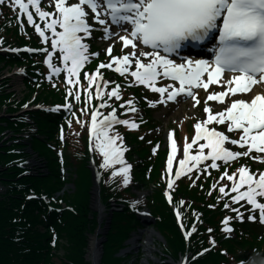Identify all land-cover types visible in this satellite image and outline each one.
I'll return each mask as SVG.
<instances>
[{
  "label": "snow or ice",
  "instance_id": "6c2138e0",
  "mask_svg": "<svg viewBox=\"0 0 264 264\" xmlns=\"http://www.w3.org/2000/svg\"><path fill=\"white\" fill-rule=\"evenodd\" d=\"M47 3L54 5L52 11L43 8L41 0H14L13 6H18L20 13L26 15L27 22L33 25L45 43L51 41L49 47L35 51L45 53V63L52 73L58 75L66 71L68 85H79L87 91L96 83V95L102 97L104 88L112 81L103 80L100 69H112L115 65L117 73L134 77V81H129L130 84H142L160 94V100L149 101L150 104L166 103L182 94L199 104L200 100L193 88L205 90L206 118L194 125L196 131L192 142L185 139L177 177L209 159L211 163L207 166L211 168L220 167L217 160L227 163L240 157L264 162V93H255L249 98H233L237 93L249 92L253 84L264 82V0H47ZM30 7L45 22L44 27L36 22ZM90 21L103 26L98 29L104 34L102 39L115 36L122 42V49L131 47L122 55H112V44H109L106 48L109 62H101L94 72L85 73L86 83L81 85V69L89 56L99 55L88 52L89 45L85 38L90 37L95 28V23ZM113 25L116 26V31H113ZM48 32L51 36L46 34ZM214 37L217 44L213 46L215 56L212 61L190 55L181 56L178 52L185 42H203ZM145 46L150 50H145ZM57 50L59 55L56 59L62 60L63 67L52 62ZM172 54L177 59H172ZM225 71L232 75L224 77ZM165 78L172 83L158 86L157 80ZM211 84H224L227 87L222 91L209 92ZM68 92L72 95L73 89L69 88ZM109 95L119 99L120 85L116 84ZM226 97V106L215 112L207 103L209 100L225 103ZM90 98L91 92H88L85 99ZM75 99H81L79 91L75 92ZM125 103L129 106L128 111H136L132 99ZM106 104L107 101L104 100L100 106ZM64 107L70 108L71 105L65 104ZM98 115V111L92 112L91 127L96 140L94 147L103 154L101 166L121 164L122 167L115 169L113 175L122 173L123 183L127 184L132 165L124 160L125 147L116 143L120 139L119 134H108L112 124L118 121L116 110L113 109L110 115L100 121L97 120ZM118 122L132 128L138 127L134 121L127 119ZM210 124L213 126L209 127ZM215 125H224L227 132L237 133L238 137L227 135L226 131L218 130ZM200 140L204 143H199L198 151L192 154L189 150ZM226 142L245 150H232L226 146ZM205 149L208 151L205 152ZM253 150L256 155L252 154ZM176 151L177 144L173 140L172 155L167 161L168 171L172 170V156ZM188 161L195 163L188 166ZM225 176L232 181L230 190L236 193L230 199L236 203L244 200L250 204L251 208L245 209L248 212L247 219H259L264 223V171L253 172L244 164L231 175L225 171L221 179ZM172 184L173 181L169 179V188ZM212 187H216V184ZM226 187L227 185H223L219 189L224 195H228ZM224 207L231 208V205L225 203ZM243 207L244 205H240L239 208H231L236 213L234 218L245 219L240 211ZM234 218L226 216L222 221L226 232L233 231L229 220Z\"/></svg>",
  "mask_w": 264,
  "mask_h": 264
},
{
  "label": "trees",
  "instance_id": "16d2710c",
  "mask_svg": "<svg viewBox=\"0 0 264 264\" xmlns=\"http://www.w3.org/2000/svg\"><path fill=\"white\" fill-rule=\"evenodd\" d=\"M3 30L6 31L5 36ZM0 39L5 44L30 43L19 32L15 15L6 4L0 5ZM34 61L35 58L25 53L0 54V69L25 64L28 73L25 80L28 92L24 100L16 103V100H11L14 92H8L4 88L5 90L0 91V111L3 105L7 106L8 112L17 111L33 93H37L34 100L36 102H63V91L58 92L41 79L39 82L34 81V78L39 77L35 73L37 66ZM31 116L38 125L37 135L32 136V148L47 159L49 173L24 174L26 168L19 164L25 156L21 151L23 144L17 142L8 144L5 140L3 145H0V183L4 186V191L0 193V264H89L85 258L88 233L94 231L98 222L97 212L90 207L93 181L92 171L88 166L90 151L87 145V131L78 126L75 134L70 133L67 137L64 146L66 166L77 167V178L74 179L76 189L73 192H65L63 196L57 198L55 194L62 190L66 182L57 150L51 143V141L58 143L57 123L60 116L43 111H34ZM28 128L29 124L26 122L1 117L0 142L5 129L17 134ZM132 139L139 149H135L133 153L137 151L141 158L147 160L146 157L150 154L149 146H144L137 139L136 134ZM131 156H133L132 152ZM145 168L147 170L146 165L140 166L135 180L144 184L155 183L157 188L149 198L148 206L156 217V229L161 231L168 242L169 253L177 258L180 252L186 251L187 245L173 210L162 194L164 183L160 177L161 164H155L149 175L146 174ZM102 170L101 195L108 207L113 200L131 198L134 193L131 191L130 181L124 184L123 175L118 173L113 175L115 169L112 166L102 167ZM186 188L179 189L177 195H190L191 209L184 211L187 228L198 213H202L201 216L206 222L190 237V250L193 254L199 252L201 248L212 242L211 237L218 241L215 250L195 258L191 264H242V262L257 264L261 260L260 256L255 253L251 258V250L260 245L257 236L252 235L250 238L247 235L237 234L233 238L222 240L224 237L220 229L222 212L213 208V204L205 198L200 188L193 190ZM30 193L38 194L40 197L32 198ZM63 201L67 203L66 207L63 206ZM135 222L137 219L128 208L114 213L104 243L101 264H124L123 258L117 256V252L124 245L131 229L135 227L133 225ZM63 239L68 244H63L61 242ZM61 248L65 250V255L61 258V262L57 263L55 259Z\"/></svg>",
  "mask_w": 264,
  "mask_h": 264
},
{
  "label": "rangeland",
  "instance_id": "374dc122",
  "mask_svg": "<svg viewBox=\"0 0 264 264\" xmlns=\"http://www.w3.org/2000/svg\"><path fill=\"white\" fill-rule=\"evenodd\" d=\"M16 70V69H15ZM8 72L7 69L2 71L0 73V84L3 82L4 79H9L8 87H10L11 90H15L18 97H22L24 94V84H23V77L20 74H15L14 71ZM193 101H190L189 103H186L183 106H179V110L176 108H172L168 113L164 111L163 108L157 109L154 112V118L157 120V123L160 125L155 129V132L160 134L162 137L166 138L167 129L171 126H174L175 121L179 119L185 120V122L188 120V117H191L195 115L194 105ZM10 134H8L5 138H9ZM166 145V143H164ZM26 151H28L31 155L34 154L32 151H30V148H27ZM30 155V156H31ZM28 166L32 170V172H43L46 169V159L43 157H40L36 154L31 156L28 161ZM66 190L74 189V185L71 183H68L66 185ZM97 190V192H96ZM98 187L95 185V181L92 188V195H91V208H93L94 211L97 212V218L99 222L98 229L102 226L105 228V231L99 235V246L92 250L90 239L92 237L98 236L97 232L98 229L94 230L93 234L89 235L88 238V246L86 248V258L92 264L91 258L94 256L93 254L90 255V253L93 251H99L98 261L100 264L102 263V257L101 253L103 250L104 253V240H105V233L107 231V228L109 227V221L111 219L112 211H115L117 208V205L113 203L111 207H107L105 204L102 203L100 196L98 194ZM0 191H2V187L0 185ZM153 191L152 186L151 187H143L142 185L137 186L134 188V192L137 194V198L140 200L139 203H144L143 200L146 199V197L151 194ZM60 194H63L60 192ZM95 197H97V200H95ZM118 207H121V205H118ZM104 213V219L101 220V213ZM141 218H143L144 223H141L139 221L138 227L130 234V237L127 241L124 242L126 245L123 249H120L117 252V256L123 258L124 264H180L185 257L179 258L178 261H175L173 257L167 258L166 253L164 250V240L161 237V235L155 230L152 226L153 219L149 218L147 216V209L146 207L138 213ZM142 220V222H143ZM65 240L63 241V243ZM64 244H67L66 242ZM149 246V251L146 250V247L144 245ZM63 250L60 251V255H63ZM98 264V263H97Z\"/></svg>",
  "mask_w": 264,
  "mask_h": 264
},
{
  "label": "bare ground",
  "instance_id": "6f19581e",
  "mask_svg": "<svg viewBox=\"0 0 264 264\" xmlns=\"http://www.w3.org/2000/svg\"><path fill=\"white\" fill-rule=\"evenodd\" d=\"M96 192H97V190H96ZM95 200H97V197H95ZM104 219V213L102 212L101 213V220H103ZM105 231V228L104 227H100L99 229H98V232H97V234H98V236H96V237H92V239H90V244H91V246H92V250H94V249H96L98 246H99V241H100V239H99V235L101 234V233H103ZM98 245V246H97ZM141 245H144V244H140V246ZM145 247H146V250L147 251H149V246L148 245H144ZM94 255L92 258H91V261H92V264H97L98 262V256H99V251H92L91 253H90V255Z\"/></svg>",
  "mask_w": 264,
  "mask_h": 264
}]
</instances>
